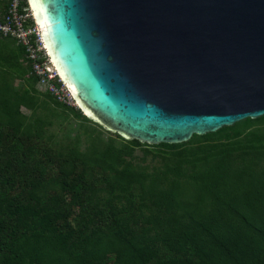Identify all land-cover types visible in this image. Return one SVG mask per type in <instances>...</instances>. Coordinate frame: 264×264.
<instances>
[{"label": "water", "instance_id": "water-1", "mask_svg": "<svg viewBox=\"0 0 264 264\" xmlns=\"http://www.w3.org/2000/svg\"><path fill=\"white\" fill-rule=\"evenodd\" d=\"M65 88L127 141L264 116V0H28Z\"/></svg>", "mask_w": 264, "mask_h": 264}, {"label": "trees", "instance_id": "trees-1", "mask_svg": "<svg viewBox=\"0 0 264 264\" xmlns=\"http://www.w3.org/2000/svg\"><path fill=\"white\" fill-rule=\"evenodd\" d=\"M41 144L0 122V264H264V175L250 161L233 169L224 153L192 185L162 174L136 187L119 150L100 153L116 168L109 180L84 155ZM199 195L195 214L177 215Z\"/></svg>", "mask_w": 264, "mask_h": 264}, {"label": "rangeland", "instance_id": "rangeland-1", "mask_svg": "<svg viewBox=\"0 0 264 264\" xmlns=\"http://www.w3.org/2000/svg\"><path fill=\"white\" fill-rule=\"evenodd\" d=\"M64 87L57 78L34 73L21 48L0 36V122L19 134L27 130L31 137L40 139L41 148L62 155H84L90 164L99 165L109 180L116 168L112 161L101 159L100 153L107 148L119 150L120 157L132 166L136 187L162 174L169 178L178 175L183 187L192 185L193 173L203 166L218 165L224 153L231 168H242L250 161L254 173L264 175V116L243 120L208 137H193L186 143L149 145L102 129L88 119ZM47 188L62 193L60 185ZM101 196L106 200L108 195ZM198 199L201 202L195 205L186 197L185 212L177 211V215L187 218L195 214L204 197L199 195ZM69 222L76 226L74 214Z\"/></svg>", "mask_w": 264, "mask_h": 264}, {"label": "built area", "instance_id": "built-area-1", "mask_svg": "<svg viewBox=\"0 0 264 264\" xmlns=\"http://www.w3.org/2000/svg\"><path fill=\"white\" fill-rule=\"evenodd\" d=\"M0 36L24 50L34 73L57 78L62 84L56 71L51 69L52 63L28 0H0Z\"/></svg>", "mask_w": 264, "mask_h": 264}, {"label": "bare ground", "instance_id": "bare-ground-1", "mask_svg": "<svg viewBox=\"0 0 264 264\" xmlns=\"http://www.w3.org/2000/svg\"><path fill=\"white\" fill-rule=\"evenodd\" d=\"M40 30H41V28H40ZM44 43V42H43ZM45 46V45H44ZM46 48V47H45ZM47 51V50H46ZM47 54H48V52H47ZM48 56H49V54H48ZM49 59L51 60V58H50V56H49ZM51 63H52V68L51 69H54L55 71H56V73L58 74V72H57V70H56V68H55V66H54V64H53V62H52V60H51ZM58 76H59V74H58ZM60 77V76H59ZM61 78V77H60ZM68 91H69V93H70V95L72 96V94H71V92H70V90L68 89Z\"/></svg>", "mask_w": 264, "mask_h": 264}]
</instances>
